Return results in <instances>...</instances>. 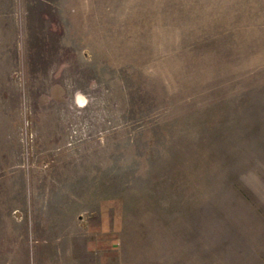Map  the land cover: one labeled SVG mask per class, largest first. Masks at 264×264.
<instances>
[{"label": "rangeland", "instance_id": "1", "mask_svg": "<svg viewBox=\"0 0 264 264\" xmlns=\"http://www.w3.org/2000/svg\"><path fill=\"white\" fill-rule=\"evenodd\" d=\"M0 264H264V0H0Z\"/></svg>", "mask_w": 264, "mask_h": 264}]
</instances>
